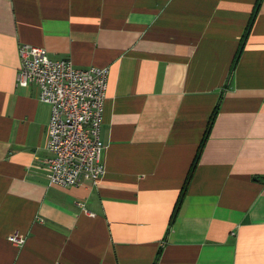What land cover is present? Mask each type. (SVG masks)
Returning <instances> with one entry per match:
<instances>
[{"label":"crops","instance_id":"crops-1","mask_svg":"<svg viewBox=\"0 0 264 264\" xmlns=\"http://www.w3.org/2000/svg\"><path fill=\"white\" fill-rule=\"evenodd\" d=\"M256 1L0 0V264H264V0L231 68ZM19 44L110 69L97 185H47Z\"/></svg>","mask_w":264,"mask_h":264},{"label":"built area","instance_id":"built-area-1","mask_svg":"<svg viewBox=\"0 0 264 264\" xmlns=\"http://www.w3.org/2000/svg\"><path fill=\"white\" fill-rule=\"evenodd\" d=\"M17 85L35 86L39 100L50 107L47 124L45 176L48 186L97 185L105 175L101 139L104 102L110 69L78 68L53 59L42 47L18 45ZM8 240L22 246L25 236Z\"/></svg>","mask_w":264,"mask_h":264},{"label":"trees","instance_id":"trees-1","mask_svg":"<svg viewBox=\"0 0 264 264\" xmlns=\"http://www.w3.org/2000/svg\"><path fill=\"white\" fill-rule=\"evenodd\" d=\"M261 2H262V0H257L255 5H254V8H253V11L251 13L249 22H248L247 27L245 29V32H244V34L242 36V40L240 42L238 51L236 52V55L234 56L231 68H233L235 66V64L237 63V61H238L240 50H241V48L243 46V43L246 40V37L248 36V34L250 32V29L252 27V24L254 22V19H255L256 15H257V12H258V9H259V6H260ZM220 101H221V96H220V99L218 101V104L216 105V107L214 108V110L212 111V113H211V115L209 117V120H208L206 129H205L204 135H203L202 140H201V142H200V144H199V146H198V148L196 150V154L194 156V159L192 161V164H191V166H190V168L188 170L187 176H186L184 184L182 186V189H181V192H180V195H179V198H178V202H177L176 208L178 207L181 198L185 195L187 187H188V185H189V183H190V181L192 179L193 173H194V171L196 169V166L198 164L199 158H200V156L202 154L204 145L206 143V140L208 139V136H209L210 130H211L212 126H213L214 120H215V118H216V116L218 114ZM161 251H162V249L160 248L159 251L156 254V257L154 259L153 264H157V262H158V260L160 258V255H161Z\"/></svg>","mask_w":264,"mask_h":264}]
</instances>
